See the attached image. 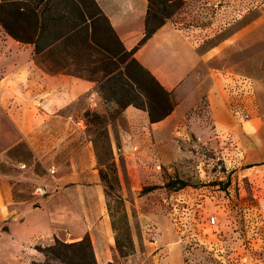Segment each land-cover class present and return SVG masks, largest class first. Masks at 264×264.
I'll use <instances>...</instances> for the list:
<instances>
[{"label": "crops", "instance_id": "obj_1", "mask_svg": "<svg viewBox=\"0 0 264 264\" xmlns=\"http://www.w3.org/2000/svg\"><path fill=\"white\" fill-rule=\"evenodd\" d=\"M96 1L124 46L134 49L137 60L170 91L175 102L169 114L155 121L148 110L133 103L121 110L124 124H119V135L126 152L142 139H155L164 146L166 131L176 126L188 108L204 100L213 131L221 135L231 129L240 139L242 152L252 155L245 160L253 166L264 162V119H247L239 125L227 110L228 105L234 108V99H244L246 77L254 80L251 102L257 99L256 89L259 99L264 95L257 88L259 81L240 70L243 48L237 46L230 52L229 35L206 45L208 38L198 39L190 27L173 19L144 39L149 0ZM232 36L244 40L240 29ZM44 52L36 53L30 44L27 59L21 61L19 48L5 50L0 25V249H23L56 239L78 241L89 235L98 264H160L158 255L177 247L160 245L150 260H134L122 256L116 244L96 143L85 124L88 109L107 112L115 104L104 101L94 77L67 67L48 70L28 60ZM234 52L237 58L240 53L237 68L223 70L220 66ZM6 54L11 58L7 70ZM39 186L48 192L38 194Z\"/></svg>", "mask_w": 264, "mask_h": 264}, {"label": "rangeland", "instance_id": "obj_2", "mask_svg": "<svg viewBox=\"0 0 264 264\" xmlns=\"http://www.w3.org/2000/svg\"><path fill=\"white\" fill-rule=\"evenodd\" d=\"M150 4L156 10L167 2L152 0ZM167 14H170L168 19L190 27L198 39L208 38L206 45L229 35L230 52L237 46L244 50L240 70L259 81L257 88L264 92V0H173L152 17V23ZM237 29L243 33L244 40L233 39ZM4 38L6 51L19 48L21 61L27 59L25 55L31 43L16 39L6 29ZM110 42L117 51L115 40ZM92 51L90 57L88 54L77 57V63L70 59L57 60L56 53L36 54L28 60L48 70L67 67L81 75L100 78V68L112 67L113 63L105 64L104 56ZM119 58L121 54L116 60ZM238 58L234 52L220 67L235 70ZM10 63L11 58L6 54V70ZM115 80L122 89L136 96L135 102L145 101L141 89L125 76L124 70L117 72ZM253 82L246 77L244 99H234V108L227 107L239 125L247 119H264V95L259 99L256 89L257 104L250 99ZM151 97L154 115L172 106L154 91ZM93 110L96 109L85 112V124L95 138L116 244L122 256L150 260L160 245H168L177 250L162 251L158 255L160 264H264V162H258V166L248 163L245 158L252 155L247 157L242 152L240 139L231 129L221 135L220 131H213L208 102L203 100L188 108L176 126L169 129L170 133L166 131L164 146L156 144L155 139H142L128 152L122 148L119 135V124H124L120 106L99 111L101 118ZM216 133L219 136H214ZM50 178L54 176L51 174ZM177 178L188 185L179 187L181 182H176ZM37 193L40 194L38 188ZM212 215L218 218L217 222L211 223ZM156 246L159 248L155 249ZM93 261L92 249L87 247L85 262ZM0 264L79 263L72 249L55 240L49 244L36 242L23 249H0Z\"/></svg>", "mask_w": 264, "mask_h": 264}, {"label": "trees", "instance_id": "obj_3", "mask_svg": "<svg viewBox=\"0 0 264 264\" xmlns=\"http://www.w3.org/2000/svg\"><path fill=\"white\" fill-rule=\"evenodd\" d=\"M151 1L149 0V4ZM165 1L168 4L173 0ZM165 5L161 9H164ZM161 9L154 10L150 4L144 39L170 18V14H167L165 18L152 23V17L157 16ZM0 23L16 39L33 44L36 53L43 51L47 54L56 53L57 60L68 61L70 59L71 62L77 63L79 59L77 57H82L83 54H88L90 57L94 54L92 50L102 54L103 61H106L105 64L112 62L113 66L104 65L100 68L102 75L100 78H95L98 90L105 102L114 103L117 107L120 106L121 110L133 103L148 110L150 118L155 121L164 118L174 108L175 102L170 91L164 88L158 79L137 60L134 49H127L124 46L96 0H2L0 2ZM17 28L21 30L17 31ZM110 39L117 43V51L113 50ZM120 54L121 58L116 60ZM121 70H124L125 76L141 89L145 101L135 102L136 96H132L129 89L126 92L122 86L117 84L115 77ZM152 91L171 103L170 109L154 115L151 108ZM93 112L101 118L99 111L93 110ZM175 180L181 182L179 187L188 185V182L181 178ZM56 242L72 249L79 264H88L85 262V257L86 249L90 247L94 257L91 264H98L89 235L74 242L60 239H56Z\"/></svg>", "mask_w": 264, "mask_h": 264}, {"label": "built area", "instance_id": "obj_4", "mask_svg": "<svg viewBox=\"0 0 264 264\" xmlns=\"http://www.w3.org/2000/svg\"><path fill=\"white\" fill-rule=\"evenodd\" d=\"M38 192L40 194H46L48 192L47 188L45 186H39ZM211 223H215L218 221V218L215 215L210 216ZM158 236L155 237V240H157Z\"/></svg>", "mask_w": 264, "mask_h": 264}]
</instances>
